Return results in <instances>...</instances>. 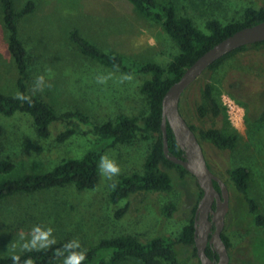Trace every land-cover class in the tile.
<instances>
[{"label": "rangeland", "instance_id": "rangeland-1", "mask_svg": "<svg viewBox=\"0 0 264 264\" xmlns=\"http://www.w3.org/2000/svg\"><path fill=\"white\" fill-rule=\"evenodd\" d=\"M26 1L13 0L14 9L20 10ZM32 1L34 12L18 21L19 38L29 51L33 75L30 92L33 93L36 78L43 75L45 86L34 94L44 98L58 112L78 109L94 122L110 120L118 114L140 116L145 112V102L138 93L144 76L131 74L133 79L121 83L124 72L105 69L82 57L68 33L77 29L104 52L118 53L132 61H153L165 67L178 49L160 25L140 17L124 0ZM171 1L178 17H188L206 34L205 24L209 20L225 25L241 20L247 7H264V0ZM109 75L105 84L97 83L98 76ZM16 77L14 62L7 51V33L0 8V92L15 96ZM206 83L214 86L219 100L222 95H228L243 108L244 116H257L264 109V45L236 55L215 72L203 73L183 92L179 109L185 121L195 128H216L221 124L210 117L201 118L197 112L198 106L203 104ZM49 84L51 87L47 86ZM24 117L0 115L3 130L0 160L14 165L9 173H0V180L45 173L60 160L79 159L94 146L95 137L90 134L73 136L59 146L39 142ZM245 120L244 117V126L238 128L228 120L240 134L233 150L201 146L211 171L223 182L227 181V169L245 167L250 170V194L264 215V121L253 124ZM81 128L87 129L83 125ZM151 141L152 135L138 133L132 144L108 148L105 154L120 166V174L140 171ZM49 149L52 151L47 155ZM118 176L107 179L99 166V183L94 190L79 193L67 187L5 200L0 206V255L26 251L21 247L24 242L21 234L30 239L35 226L51 227L55 243L78 240L82 249L101 239L120 235H132L141 242L157 236L174 240L192 219V210L201 199L195 178L188 175L170 192L136 194L112 204L108 194ZM227 188L229 208L222 235L229 244V264H264V230L254 226V216L248 212L241 196ZM168 205L174 208L170 216L163 212ZM175 249L181 264H200L192 247L175 245ZM120 264L141 263L131 259Z\"/></svg>", "mask_w": 264, "mask_h": 264}, {"label": "trees", "instance_id": "trees-1", "mask_svg": "<svg viewBox=\"0 0 264 264\" xmlns=\"http://www.w3.org/2000/svg\"><path fill=\"white\" fill-rule=\"evenodd\" d=\"M124 1L140 17L160 25L165 34L175 43L178 52L172 56L165 67L153 61H132L121 54L102 51L83 37L77 29H71L68 33L69 39L82 57L105 69L144 76L138 86V93L146 106L144 113H141L140 116L118 114L113 119L94 122L88 114L78 109L58 112L44 98L30 92L33 75L29 51L19 38L18 21L31 15L35 10V4L32 0H28L20 10L16 11L13 0H0L2 22L7 33V51L12 57L17 73L15 87L17 91L31 96V104H29L14 99L13 95L0 92V115L6 118L15 114L26 116L24 118L27 120V125L29 124L31 127L34 138L42 143L51 142L53 145L59 146L76 135L90 134L95 137L94 146L79 159H62L45 173L25 174L14 179L0 180V206L5 200L14 196L34 195L59 188L73 187L79 193L96 189L99 183L101 157L104 156L108 148L132 144L138 133L152 135L148 153L140 171L120 174L112 182L108 194L110 203L118 204L136 194L170 192L178 182H182L188 175L191 176L181 166L170 162L164 156L161 132L163 96L169 87L181 78L186 68L215 44L242 28L264 21V7L258 9L247 7L241 20L225 25L216 20H209L205 24L208 31L206 34L197 29L188 17H178L171 0ZM263 45L264 42H261L237 48L214 62L205 72H215L227 60L249 48ZM202 99L203 104L197 108L199 116L201 118L210 117L220 121L221 124L216 128L203 129L195 128L187 123L190 129L200 144H207L219 151L233 150L240 134L229 124L219 95L215 94L212 84H205ZM244 117L246 122L251 120L253 124L261 123L264 121V109L257 116ZM81 125L87 129L83 130ZM2 134L3 130L0 126V138ZM166 136L169 152L176 157H181L182 151L177 146L169 126H167ZM43 149L45 150V148ZM51 151L49 149L47 155ZM13 168L12 162L0 160V173H9ZM172 171L174 172L172 173ZM225 173L227 181L224 183L241 196L248 212L254 216V226L264 230V215L259 212L257 203L250 194V170L245 167H237L227 169ZM113 185L115 186L113 187ZM214 186L218 190L216 183ZM201 197L202 191H200ZM198 203L199 201L192 210V219L180 229L174 240L157 236L141 242L132 235L104 238L95 245L83 248L87 250V258L83 264H120L131 259L141 264H181L175 245L192 247L196 256L194 215ZM123 211L124 209L120 210L116 216L119 217ZM173 211L174 208L171 205L166 206L163 210L166 216H170ZM222 240L229 248L228 240L223 235ZM67 243L69 242L58 241L47 249L26 250L14 255L20 257L19 264H23L28 258H31L34 264H57L63 262L69 254L64 247ZM58 252L63 254L58 255ZM206 254L213 259L209 247L206 248ZM12 256L0 255V264H13Z\"/></svg>", "mask_w": 264, "mask_h": 264}, {"label": "water", "instance_id": "water-1", "mask_svg": "<svg viewBox=\"0 0 264 264\" xmlns=\"http://www.w3.org/2000/svg\"><path fill=\"white\" fill-rule=\"evenodd\" d=\"M261 42H264V21L236 31L186 68L181 78L169 87L162 99L161 132L164 156L194 177L202 191L194 215V246L200 264L230 263L228 248L222 240L224 220L229 208V193L226 184L209 169L201 144L179 112V100L182 93L214 62L237 48ZM167 126L182 151L181 157L169 152ZM214 183L218 185V190ZM208 245L217 255V259L207 256Z\"/></svg>", "mask_w": 264, "mask_h": 264}, {"label": "clouds", "instance_id": "clouds-1", "mask_svg": "<svg viewBox=\"0 0 264 264\" xmlns=\"http://www.w3.org/2000/svg\"><path fill=\"white\" fill-rule=\"evenodd\" d=\"M111 75V74H110ZM109 76H98L97 83L105 84L107 80L110 78ZM133 79L131 74H124L121 77V83L124 80ZM45 86V77L40 75L36 78V82L32 89L33 93L36 91H42ZM51 87V85H47ZM14 99L27 102L31 104V96L24 94L23 92L17 91ZM101 174L105 176L107 179L111 180L113 177L118 176L120 174V166L115 162V160L110 159L107 154L101 157L100 162ZM115 185H113L114 187ZM53 229L49 228H41L40 226H35L31 231V238L25 239L24 234H21L20 239L24 241L21 245L23 250L32 251V250H43L49 248L52 244L55 243V238L52 236ZM65 250L68 251V255L65 257L63 264H83V262L87 258V250L82 249L78 240H73L67 243L65 246ZM62 252H58V255H62ZM13 264H19L20 257L18 255L12 256ZM23 264H34L31 258H28L23 262Z\"/></svg>", "mask_w": 264, "mask_h": 264}, {"label": "built area", "instance_id": "built-area-1", "mask_svg": "<svg viewBox=\"0 0 264 264\" xmlns=\"http://www.w3.org/2000/svg\"><path fill=\"white\" fill-rule=\"evenodd\" d=\"M221 104L224 107L230 124L238 128L244 126V110L228 95L221 96Z\"/></svg>", "mask_w": 264, "mask_h": 264}, {"label": "flooded vegetation", "instance_id": "flooded-vegetation-1", "mask_svg": "<svg viewBox=\"0 0 264 264\" xmlns=\"http://www.w3.org/2000/svg\"><path fill=\"white\" fill-rule=\"evenodd\" d=\"M213 209H215V205L213 204ZM208 247L211 249V247L208 245ZM212 251V249H211ZM213 259H217V255L212 251Z\"/></svg>", "mask_w": 264, "mask_h": 264}]
</instances>
